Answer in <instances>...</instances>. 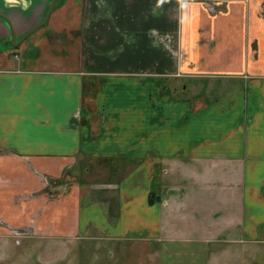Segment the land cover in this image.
Wrapping results in <instances>:
<instances>
[{
    "label": "crops",
    "instance_id": "crops-1",
    "mask_svg": "<svg viewBox=\"0 0 264 264\" xmlns=\"http://www.w3.org/2000/svg\"><path fill=\"white\" fill-rule=\"evenodd\" d=\"M49 2L0 0L1 222L66 262L98 241V264L248 259L264 245V0H56L13 46Z\"/></svg>",
    "mask_w": 264,
    "mask_h": 264
},
{
    "label": "rangeland",
    "instance_id": "rangeland-1",
    "mask_svg": "<svg viewBox=\"0 0 264 264\" xmlns=\"http://www.w3.org/2000/svg\"><path fill=\"white\" fill-rule=\"evenodd\" d=\"M30 230V228L27 230V235L17 237L0 233V264H70L69 260L72 264H98L101 258L97 259L98 255L95 254L97 249L111 247L106 242L98 241L99 244L93 242L94 245L87 248V254L82 259L75 258L71 253L66 262L67 255L59 252L56 260L53 258L54 254H50L53 249L51 244H54L55 240L51 241L49 237L38 238L31 234ZM248 251L249 260L245 258V261H238L237 264H264V245L250 247Z\"/></svg>",
    "mask_w": 264,
    "mask_h": 264
},
{
    "label": "water",
    "instance_id": "water-1",
    "mask_svg": "<svg viewBox=\"0 0 264 264\" xmlns=\"http://www.w3.org/2000/svg\"><path fill=\"white\" fill-rule=\"evenodd\" d=\"M56 0H50L48 7L45 11L44 16L42 17V19L40 21H38L36 24H34L32 27H30L26 32L23 33V35L19 38V39H15V35L13 33L12 30L11 31V40H12V45L13 46H17L22 40H24L28 35H30L32 32H34L35 30H37L38 28H40L41 26H43L45 24V22L48 19V16L51 12V10L53 9L54 5H55ZM0 18L4 19L7 23H8V19L5 15L0 13ZM11 28V26H10Z\"/></svg>",
    "mask_w": 264,
    "mask_h": 264
},
{
    "label": "built area",
    "instance_id": "built-area-1",
    "mask_svg": "<svg viewBox=\"0 0 264 264\" xmlns=\"http://www.w3.org/2000/svg\"><path fill=\"white\" fill-rule=\"evenodd\" d=\"M0 225L3 226L6 229V234L10 235V236H24L27 235V230L30 228L28 226H22V227H15V226H11L6 222H1L0 220Z\"/></svg>",
    "mask_w": 264,
    "mask_h": 264
},
{
    "label": "trees",
    "instance_id": "trees-1",
    "mask_svg": "<svg viewBox=\"0 0 264 264\" xmlns=\"http://www.w3.org/2000/svg\"><path fill=\"white\" fill-rule=\"evenodd\" d=\"M149 201H152V193L149 195Z\"/></svg>",
    "mask_w": 264,
    "mask_h": 264
}]
</instances>
